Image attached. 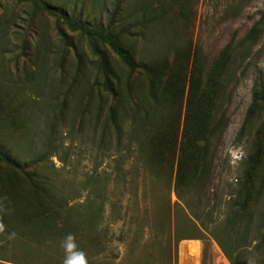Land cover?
<instances>
[{
    "label": "rangeland",
    "instance_id": "1",
    "mask_svg": "<svg viewBox=\"0 0 264 264\" xmlns=\"http://www.w3.org/2000/svg\"><path fill=\"white\" fill-rule=\"evenodd\" d=\"M11 5L23 0H4V14L15 19L8 33L7 47L0 52V138L21 160L33 161L44 153L48 139L54 145L53 154L46 155L32 167L39 173L56 177L65 184L70 196H79L71 203L82 201L92 190L109 198L103 227L109 229L112 241L105 252L118 262L129 249V243L141 235L144 241L157 231L152 213L162 206L174 210L177 196L174 191L175 172H157L141 156L135 141L129 137L118 141L112 126L106 128L111 104L120 98L106 95L98 89L88 94L94 82L89 59L92 53L87 41L78 31L66 28L68 39L58 32L55 16L38 11L34 19L31 9L18 6L12 14ZM65 10L81 13L84 19L106 22L117 0H50ZM144 0H124L117 16L116 29L125 21L140 16ZM150 8L168 10L170 24H144L132 28L124 43L131 47L139 60L161 58L167 50L183 47L189 53L183 58L190 73L197 49L210 64L230 43L244 37L264 17V0H148ZM6 5V6H5ZM82 68L78 70L79 56ZM112 65L123 73L118 57L110 53ZM235 75L229 90L232 94L224 107L229 118L217 147L215 172L206 188L209 200L199 201L196 222L209 230L197 232L201 238H184L177 243L173 264H185L181 245L186 240H198V264H230L211 230L220 226L228 215L232 197L241 186L244 163L254 152L257 143L264 148V133L258 130L264 122V105L249 122L247 111L252 102L255 80L264 79V33L254 45L249 57L234 66ZM101 102L104 104L100 110ZM128 129V127H126ZM129 130V129H128ZM124 136L126 134L123 131ZM131 144V146L129 145ZM257 188L263 193L257 205L258 214L264 210V153L259 165ZM261 189V190H262ZM129 214L112 221V204ZM140 212V219L132 213ZM146 210H149L146 218ZM144 216V217H143ZM140 226V227H139ZM174 231V220L171 225ZM141 231V232H140ZM190 248V247H189ZM196 248H191L195 250ZM188 258V257H187ZM248 264H264V246L246 251Z\"/></svg>",
    "mask_w": 264,
    "mask_h": 264
},
{
    "label": "trees",
    "instance_id": "2",
    "mask_svg": "<svg viewBox=\"0 0 264 264\" xmlns=\"http://www.w3.org/2000/svg\"><path fill=\"white\" fill-rule=\"evenodd\" d=\"M23 1L12 7L6 1L5 6L7 10L11 7L12 14L20 5L29 6L32 19L38 11L47 12L56 17L62 38L68 39L66 28L85 38L92 53L88 69L95 76L88 94L96 88L120 98L109 108L104 133L112 126L118 141L121 143L127 136L130 143L135 141L141 156L157 172H175L177 201L173 212L169 204L156 209L152 216L157 232L145 241L137 235L116 262L105 254L113 240L109 229L103 227L109 199L106 194L92 190L84 200L71 203L79 196H70L58 178L32 169L43 157L53 154L51 138L40 158L25 162L16 158L0 138V264H63L65 252L61 244L68 234L86 253L88 264H173L181 239L201 238L197 232L203 234L210 229L205 224L198 226L199 207L195 203L209 200L206 188L212 182L218 143L229 121L224 104L232 94L229 88L234 66L246 61L263 35L264 17L236 43L226 45L210 64L197 49L189 73L183 61L189 53L183 47L171 48L161 58L139 60L124 43L123 38L134 27L149 23L173 25L168 10L150 8L148 0L139 6L141 17L137 13L118 30L117 16L124 0L115 2L106 22L84 19L81 13L65 10L50 0ZM4 4L0 0V52L7 47L8 33L15 22L2 14ZM110 53L118 57L123 73L113 67ZM78 56L80 70L82 57ZM103 105L101 102L100 110ZM263 105L264 79L257 78L246 121L253 119ZM258 133L259 137L264 133V122ZM263 153L262 143H257L244 163L242 185L230 201L225 221L211 230L230 264H248V246L253 244L255 250L264 246V210L258 214L256 229H252L263 193L256 182ZM262 181L263 186L264 178ZM120 210L113 203L109 218L117 221L129 214ZM148 214L146 210V218ZM132 217L139 220V210ZM198 249H188L185 264H195Z\"/></svg>",
    "mask_w": 264,
    "mask_h": 264
},
{
    "label": "clouds",
    "instance_id": "3",
    "mask_svg": "<svg viewBox=\"0 0 264 264\" xmlns=\"http://www.w3.org/2000/svg\"><path fill=\"white\" fill-rule=\"evenodd\" d=\"M61 247L65 252L63 264H88L86 253L80 249L72 234H68Z\"/></svg>",
    "mask_w": 264,
    "mask_h": 264
},
{
    "label": "crops",
    "instance_id": "4",
    "mask_svg": "<svg viewBox=\"0 0 264 264\" xmlns=\"http://www.w3.org/2000/svg\"><path fill=\"white\" fill-rule=\"evenodd\" d=\"M189 247L190 248H196V249H200V244H199V241L198 240H192V241H183V243H182V245H181V250L183 251V254L185 255L187 252H189L188 251V249H189ZM199 249L197 250L198 252H196V253H198L199 254ZM190 252H192V250L190 251ZM198 254L197 255H195V259H196V261H194L193 263H195V264H198ZM184 263H185V261H184Z\"/></svg>",
    "mask_w": 264,
    "mask_h": 264
}]
</instances>
